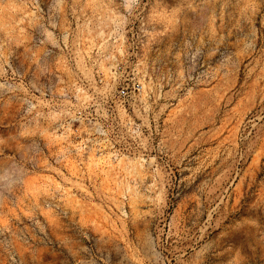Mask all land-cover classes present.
<instances>
[{
  "label": "rangeland",
  "instance_id": "obj_1",
  "mask_svg": "<svg viewBox=\"0 0 264 264\" xmlns=\"http://www.w3.org/2000/svg\"><path fill=\"white\" fill-rule=\"evenodd\" d=\"M0 264H264V0H0Z\"/></svg>",
  "mask_w": 264,
  "mask_h": 264
},
{
  "label": "built area",
  "instance_id": "obj_2",
  "mask_svg": "<svg viewBox=\"0 0 264 264\" xmlns=\"http://www.w3.org/2000/svg\"><path fill=\"white\" fill-rule=\"evenodd\" d=\"M119 87V97L122 98L123 101H126L129 97L140 92L143 86L136 77L132 76L123 78ZM88 121L89 119L84 115V111L80 110L78 113L74 114V117L70 121L67 122L69 124L66 125L67 130L71 132V135H73L79 143L88 144L90 141V138L87 136V131L85 130Z\"/></svg>",
  "mask_w": 264,
  "mask_h": 264
}]
</instances>
